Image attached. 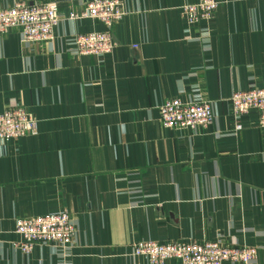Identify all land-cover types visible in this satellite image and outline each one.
<instances>
[{
	"label": "crops",
	"instance_id": "crops-1",
	"mask_svg": "<svg viewBox=\"0 0 264 264\" xmlns=\"http://www.w3.org/2000/svg\"><path fill=\"white\" fill-rule=\"evenodd\" d=\"M50 1L51 40L0 35V113L22 107L37 120L35 134L0 141V264H148L130 253L139 240L248 245L249 264H264V132L255 112L235 130L230 105L264 87V0H217L197 24L180 10L195 0H121L116 45L99 56L78 54L74 38L105 26L68 18L91 0L0 9ZM175 97L208 99L212 122L162 126L159 107ZM62 210L75 228L65 252L13 247L18 218Z\"/></svg>",
	"mask_w": 264,
	"mask_h": 264
},
{
	"label": "built area",
	"instance_id": "built-area-1",
	"mask_svg": "<svg viewBox=\"0 0 264 264\" xmlns=\"http://www.w3.org/2000/svg\"><path fill=\"white\" fill-rule=\"evenodd\" d=\"M218 6L217 0H195L182 5L180 10L188 24H197L210 21ZM124 15L121 0H91L85 8L71 11L69 19L92 18L106 28L75 36L77 53L99 56L112 52L116 43L110 28ZM59 21L56 2L16 3L0 9V35L16 28L24 43L47 41L53 38ZM230 105L235 130L241 128L240 119L243 116L255 112L257 126L264 132V87L234 92ZM159 114L162 126L176 130L197 131L206 128L213 120L208 99H167L159 107ZM36 132L37 120L30 111L13 107L0 113V141L16 140ZM14 232L19 239L13 241L12 245L23 254H29L37 244H52L65 252L75 235V228L69 212L62 210L18 218ZM130 253L143 257L148 264H165L169 259H176L180 264H249L256 257V248L248 245L230 246L218 240H139L130 244Z\"/></svg>",
	"mask_w": 264,
	"mask_h": 264
}]
</instances>
